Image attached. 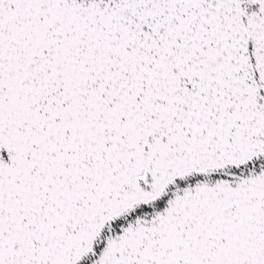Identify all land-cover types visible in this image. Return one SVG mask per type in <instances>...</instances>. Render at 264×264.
<instances>
[{"label":"snow or ice","instance_id":"obj_1","mask_svg":"<svg viewBox=\"0 0 264 264\" xmlns=\"http://www.w3.org/2000/svg\"><path fill=\"white\" fill-rule=\"evenodd\" d=\"M0 264H264V0H0Z\"/></svg>","mask_w":264,"mask_h":264}]
</instances>
